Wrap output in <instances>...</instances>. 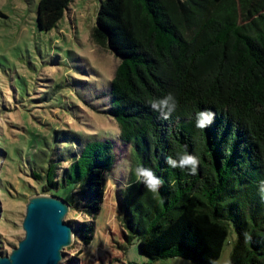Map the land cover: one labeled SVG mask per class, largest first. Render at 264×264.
I'll return each instance as SVG.
<instances>
[{"label":"trees","instance_id":"1","mask_svg":"<svg viewBox=\"0 0 264 264\" xmlns=\"http://www.w3.org/2000/svg\"><path fill=\"white\" fill-rule=\"evenodd\" d=\"M73 2L40 0L41 31ZM92 36L121 60L105 94L106 113L132 147L118 195L126 242L136 240L153 260L212 264L234 229L230 264H264V0H103ZM168 94L176 108L163 119L150 104ZM205 109L215 119L199 129L195 117ZM64 134L63 150L34 152L32 175L44 193L72 191L71 207L96 216L116 164L114 143ZM185 153L199 159L195 175L166 163ZM137 166L162 180L156 193L137 180ZM67 223L85 245L95 237L92 221Z\"/></svg>","mask_w":264,"mask_h":264},{"label":"rangeland","instance_id":"2","mask_svg":"<svg viewBox=\"0 0 264 264\" xmlns=\"http://www.w3.org/2000/svg\"><path fill=\"white\" fill-rule=\"evenodd\" d=\"M39 1L0 0V254H9L25 235L22 221L29 197L44 193L32 175L37 163L28 160L38 158L34 152L41 149L63 150L64 133L72 130L111 139L116 164L96 216L70 208L65 220L75 226L92 221L95 237L85 245L76 235L61 263L196 264L180 256L153 260L140 252L136 240H125L118 195L128 185L132 147L106 113L110 102L105 93L121 60L92 36L103 0H74L50 31L37 25ZM73 146L78 149L76 141ZM71 192L62 194L70 199ZM236 239L232 229L212 264H230Z\"/></svg>","mask_w":264,"mask_h":264},{"label":"water","instance_id":"3","mask_svg":"<svg viewBox=\"0 0 264 264\" xmlns=\"http://www.w3.org/2000/svg\"><path fill=\"white\" fill-rule=\"evenodd\" d=\"M71 204L51 193L32 194L25 207V235L9 254H0V264H63L65 248L76 239L65 220Z\"/></svg>","mask_w":264,"mask_h":264},{"label":"clouds","instance_id":"4","mask_svg":"<svg viewBox=\"0 0 264 264\" xmlns=\"http://www.w3.org/2000/svg\"><path fill=\"white\" fill-rule=\"evenodd\" d=\"M150 107L159 112L163 119H168L176 108V101L171 94H168L161 99L153 100ZM215 115L210 109L199 111L195 117L196 127L205 129L210 126L215 119ZM166 163L172 168L187 169L190 175H195L199 167L198 157L190 153L178 155L177 158L169 156L166 158ZM134 171L137 180L142 182L150 192L156 193L162 185V180L151 169L137 166ZM260 192L262 199H264V182L261 184Z\"/></svg>","mask_w":264,"mask_h":264}]
</instances>
